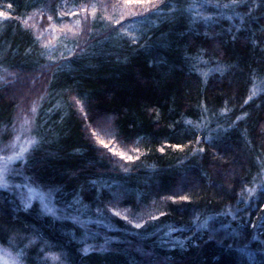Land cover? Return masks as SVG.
I'll return each instance as SVG.
<instances>
[{
    "label": "trees",
    "instance_id": "obj_1",
    "mask_svg": "<svg viewBox=\"0 0 264 264\" xmlns=\"http://www.w3.org/2000/svg\"><path fill=\"white\" fill-rule=\"evenodd\" d=\"M90 1L0 0V146L36 102L24 167L59 212L0 187V246L21 264H264V0L97 8L81 40L42 44L39 19Z\"/></svg>",
    "mask_w": 264,
    "mask_h": 264
},
{
    "label": "rangeland",
    "instance_id": "obj_2",
    "mask_svg": "<svg viewBox=\"0 0 264 264\" xmlns=\"http://www.w3.org/2000/svg\"><path fill=\"white\" fill-rule=\"evenodd\" d=\"M115 1L112 0L109 3ZM145 6L146 0L143 4L137 3L136 0H118L116 4L111 5L105 0H91L82 9L71 14L67 20L64 19L65 22L59 26L50 24L41 18L38 20V25L41 26L42 44L53 45L61 40L60 37L81 40L82 36L88 31L97 8L105 10L108 18H116L118 21L123 22L132 13L142 11ZM35 111L36 102L22 110L16 119L13 138L0 146V187L12 190L24 208L38 205L46 215L58 217L59 212L55 206L53 194L42 186L31 182L24 167L25 159L34 145L32 127ZM262 189H264V185ZM42 195L46 199H41ZM45 204H47V207H45ZM49 208H51V211L48 210ZM79 224L88 227L83 222ZM0 264L21 263L18 256L0 246Z\"/></svg>",
    "mask_w": 264,
    "mask_h": 264
},
{
    "label": "snow or ice",
    "instance_id": "obj_3",
    "mask_svg": "<svg viewBox=\"0 0 264 264\" xmlns=\"http://www.w3.org/2000/svg\"><path fill=\"white\" fill-rule=\"evenodd\" d=\"M138 2H139L140 4H143V3H144V0H138ZM53 7H54V5H53ZM156 10L159 11V8H157ZM144 11L147 12L148 15H153V14H154L153 12L148 11L147 8H145ZM2 15L5 16V17H7V16L10 15V13H8V12H3ZM132 15H133L134 18H138V15H139V14H137V13H132ZM117 23H119V21H117ZM70 54H72L71 51H70ZM100 143H101V144H107V141L101 140ZM177 147H181V145H177ZM112 151L115 152L116 149L113 148ZM120 155H121V156H124V155H126V154L123 153V152H121ZM127 159H129V160H133V159H135V157H133V156H128ZM74 174H75V173H74ZM41 199H46V197H45L44 195H42V196H41ZM173 199H176V197H173ZM183 199L188 200V199H191V197H187V196H185V197H183ZM45 207H47V204H45ZM48 210L51 211V208H49ZM97 211H99V209H97ZM111 211H112L113 213H116V212H117V209H116L115 207H113V208L111 209ZM124 219H128V217L125 216ZM148 219H149V220L153 219V218L151 217L150 214H148ZM131 223H132L133 225H135V224H136V219H132V220H131ZM141 223H144L143 219H141ZM253 227H255V225H253ZM107 243H108V241L105 240V241H104V244L107 245ZM197 243H198V242H197ZM172 246H173V247H176V245H172Z\"/></svg>",
    "mask_w": 264,
    "mask_h": 264
}]
</instances>
